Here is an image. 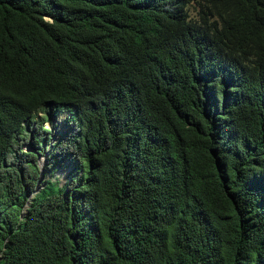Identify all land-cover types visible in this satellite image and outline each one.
Segmentation results:
<instances>
[{"label": "trees", "instance_id": "obj_1", "mask_svg": "<svg viewBox=\"0 0 264 264\" xmlns=\"http://www.w3.org/2000/svg\"><path fill=\"white\" fill-rule=\"evenodd\" d=\"M0 264H264V0H0Z\"/></svg>", "mask_w": 264, "mask_h": 264}, {"label": "rangeland", "instance_id": "obj_2", "mask_svg": "<svg viewBox=\"0 0 264 264\" xmlns=\"http://www.w3.org/2000/svg\"><path fill=\"white\" fill-rule=\"evenodd\" d=\"M66 115H61L57 120H54L53 124H46V128H55V134L57 132V130L62 131V129H64L62 122L64 121ZM40 163L41 166L44 167L46 165V160L43 159V157L40 159ZM48 179H52V181H58L61 182V184H64L66 182V175H65V171L62 170L59 173L55 174V175H49L46 178H43V180H48Z\"/></svg>", "mask_w": 264, "mask_h": 264}, {"label": "water", "instance_id": "obj_3", "mask_svg": "<svg viewBox=\"0 0 264 264\" xmlns=\"http://www.w3.org/2000/svg\"><path fill=\"white\" fill-rule=\"evenodd\" d=\"M42 174H43V173H42ZM41 179H42V176H41ZM39 189H40V188L38 187V189H37L36 193L39 191Z\"/></svg>", "mask_w": 264, "mask_h": 264}]
</instances>
